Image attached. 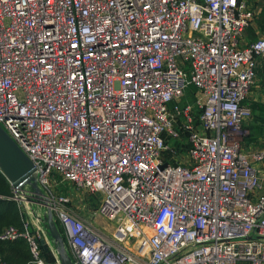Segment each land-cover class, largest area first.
<instances>
[{"label": "built area", "instance_id": "built-area-1", "mask_svg": "<svg viewBox=\"0 0 264 264\" xmlns=\"http://www.w3.org/2000/svg\"><path fill=\"white\" fill-rule=\"evenodd\" d=\"M254 17L249 0H0V125L76 264H264ZM58 178L98 192L109 227L71 213ZM19 236L51 264L27 223L0 231Z\"/></svg>", "mask_w": 264, "mask_h": 264}, {"label": "rangeland", "instance_id": "rangeland-1", "mask_svg": "<svg viewBox=\"0 0 264 264\" xmlns=\"http://www.w3.org/2000/svg\"><path fill=\"white\" fill-rule=\"evenodd\" d=\"M249 2L251 6L255 8V0H249ZM255 28L256 25L254 17L252 23L246 28V30L250 34L251 32L255 31ZM262 35L264 34L261 33L260 36ZM258 62L259 64L256 69L257 75L254 82L255 93L257 94L256 99L254 101L256 116L255 134L257 135V137L255 138V146H261L264 144V58L260 57L258 59ZM184 99L190 100L189 91H187V94L184 96ZM259 137L261 138L258 139ZM49 187L55 194L66 193L69 196L68 205L70 207L71 213L75 214L76 216L82 218L85 221H95V223H101L103 221L104 218L102 217V214H100V212L98 211L101 202V197L98 192H91L88 190L78 189L71 182L61 180L59 178L52 184H50ZM40 189L41 192H35L30 185L24 186L21 189H16L11 184V192L8 195H0V197L13 199L16 202L19 214L22 217L23 226L25 223H27V227L29 229L37 230L42 236L41 231L38 229L46 228L45 217H47L49 212L51 213L55 221H58V219L55 216L54 209H52L53 204L45 198L44 193L42 192L44 188L40 187ZM104 223L106 224H104V226H108L107 221H105ZM7 225L17 226L13 223H8L3 225L2 228ZM56 263L60 264L59 262Z\"/></svg>", "mask_w": 264, "mask_h": 264}, {"label": "water", "instance_id": "water-1", "mask_svg": "<svg viewBox=\"0 0 264 264\" xmlns=\"http://www.w3.org/2000/svg\"><path fill=\"white\" fill-rule=\"evenodd\" d=\"M0 171L11 182L13 187L20 188L25 184L31 186L35 192H41L37 183L32 161L17 145L7 131L0 125ZM49 235L55 242L57 259L60 264H76L65 247L64 238L59 231L51 213L45 217ZM44 247V239H41Z\"/></svg>", "mask_w": 264, "mask_h": 264}, {"label": "trees", "instance_id": "trees-1", "mask_svg": "<svg viewBox=\"0 0 264 264\" xmlns=\"http://www.w3.org/2000/svg\"><path fill=\"white\" fill-rule=\"evenodd\" d=\"M259 25L264 27V13H261L257 19ZM252 113V111H251ZM250 132L246 139H255V122L249 125ZM11 192V184L6 176L0 171V195H8ZM63 238L64 229L60 221H56ZM8 223H13L19 228L23 227L22 217L19 214L16 202L10 198L0 197V231L2 226ZM43 257L51 264H57L51 252L40 244ZM31 253L27 240L24 237H15L8 239L0 238V264H33L31 261Z\"/></svg>", "mask_w": 264, "mask_h": 264}, {"label": "crops", "instance_id": "crops-1", "mask_svg": "<svg viewBox=\"0 0 264 264\" xmlns=\"http://www.w3.org/2000/svg\"><path fill=\"white\" fill-rule=\"evenodd\" d=\"M264 13V0H255V31L251 32L250 34L247 32V30H245L244 32V37H243V41L247 42V41H251L252 39L258 37L261 35V33L264 34V27H261L257 21V19L259 18L260 14ZM253 21V20H252ZM251 21V23H252ZM248 37V39H247ZM255 85L250 89V91L248 92L246 98L244 99V103L246 105H248L251 108L252 114L249 118H247L244 122L247 125L249 132H250V128H249V124L252 123L253 121L255 122V99L257 94L255 93ZM261 137H259L258 139H260ZM246 143L248 146H255V139H247ZM259 166L262 167V169L264 170V160L263 161H259ZM42 239H44V243L47 247H44L46 249H48L51 254L53 255L54 259L56 262H59L57 259V251H56V247H55V242L53 240V238L49 235L48 231H45L43 233ZM66 250L68 251V253L70 254V250L68 248V246H65Z\"/></svg>", "mask_w": 264, "mask_h": 264}, {"label": "bare ground", "instance_id": "bare-ground-1", "mask_svg": "<svg viewBox=\"0 0 264 264\" xmlns=\"http://www.w3.org/2000/svg\"><path fill=\"white\" fill-rule=\"evenodd\" d=\"M101 222V221H100ZM99 223V222H98ZM44 231H47V227L44 229ZM42 239V238H41ZM41 239H40V242H41ZM64 241H65V238H64ZM45 242V241H44Z\"/></svg>", "mask_w": 264, "mask_h": 264}]
</instances>
